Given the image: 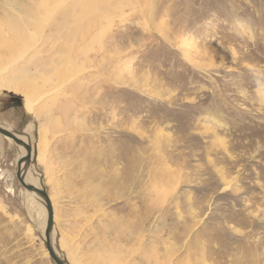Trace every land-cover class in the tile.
<instances>
[{
  "label": "rangeland",
  "instance_id": "1",
  "mask_svg": "<svg viewBox=\"0 0 264 264\" xmlns=\"http://www.w3.org/2000/svg\"><path fill=\"white\" fill-rule=\"evenodd\" d=\"M72 3L0 0V24L4 4L50 23L53 7ZM78 11L77 62L52 34L64 53L53 56L58 70L73 75L68 61L84 63L77 82L47 110L0 112V126L31 144L30 171L51 199L61 258L264 264V0H79L71 16ZM48 22L43 51L52 45L43 39ZM0 48V85L20 89L0 86L1 111L8 96L20 106L30 98L21 89L38 94L42 77L13 60L16 47ZM18 158L0 135V264H53L44 214L15 178Z\"/></svg>",
  "mask_w": 264,
  "mask_h": 264
},
{
  "label": "bare ground",
  "instance_id": "2",
  "mask_svg": "<svg viewBox=\"0 0 264 264\" xmlns=\"http://www.w3.org/2000/svg\"><path fill=\"white\" fill-rule=\"evenodd\" d=\"M64 1L65 0H61V3H63ZM78 1L79 0H73V3L71 5H68V6L63 7V8L62 7H59V8L53 7L51 10L52 11V18H51L52 20L50 21V23L48 22L50 19L49 20L46 19L45 15H43V14H38V11L36 13L33 10L26 9L25 7H22V9H24V11H25L23 13L26 14V15H24L21 11L20 6L18 7V9H14V7L11 6L10 4H8V5L4 4V7L2 8L3 12L5 11L4 12L5 13L4 20L6 21V24H5V21L2 24H0V34H3L2 33L3 30L1 27L6 26L7 33H8L7 35H8V37L10 36L11 40L9 41L8 39H6V37L1 36L0 37V45H4V48L6 50H10L13 47H16V49L18 51H16L15 53H18V55L16 57H14L13 60H15V61L16 60L19 61V59L26 60V62H24L23 64H27V66L28 65L34 66V70H35L34 73L37 74L38 77L39 76L42 77V79L39 78L40 80H42L41 81L42 84L40 86L41 90H39L38 94H36L34 91L32 94V91L30 89H21L23 92L26 93V96L30 97L27 101L22 102V105H21V108L25 113H32L35 110L37 112H40V111L47 110L50 107L54 106L56 104V101L59 98V95L63 96V93L65 94V89L72 88L74 82L75 83L77 82L78 78H77L76 74L78 73V75H79V72L85 71V67H83L84 63L83 64L81 63L82 66L80 67V65H77V63L72 65L71 62H69V61H68V65L65 66L63 69L65 71H68L69 69L74 67V71H76V72L73 75L68 74L64 71H61L60 69L58 70L57 68L62 63V61L58 60L59 61L58 62L57 59L53 58V56H56L58 54H64V53H63V51H60V49H57L55 47V45H56L55 43H52V41H54L52 38V36H53L52 34H54L56 36L57 40H62L64 42V44L70 45L71 48H73L75 45H77V43H79L78 41L79 40L81 41V39H83L85 36V31H84L85 15L84 14L81 15L82 13L80 11H78L80 13L79 15L71 16L73 7L75 6V4ZM35 15H37V19L39 18L38 21H36ZM40 21H41V23H40ZM47 22H48L47 26L50 27L51 31H48L49 34L46 35V37H43V39H44V43L50 42V43H52V45L48 51H45V50L43 51V50L37 49L38 44H43V43H39L40 37H42V34H41L42 25H40V24H42V23L45 24ZM20 44H22L21 48L19 47ZM80 48L81 47L77 46L76 48L74 47L71 52L68 51L69 52L68 54L71 53V56H69L68 60L73 59L75 62H77L78 59L80 58L78 56L80 51H81ZM21 49H24L23 51L26 52V56L24 58L21 57V53L19 52V50H21ZM78 49H79V52L77 51ZM0 51L3 52L5 50L0 48ZM8 55H12V54H8ZM30 66H29V68H30ZM29 74H31V72ZM32 74L28 76V77H31V79L34 78L32 76ZM63 74H65V76ZM52 75L59 78L60 81L59 80L57 81L54 78H52L51 77ZM37 76H36V78H37ZM36 78H34V79H36ZM80 80H81V76H80ZM0 86L4 87L3 89L15 91V92L20 90V89L16 88L15 86L5 84V83H1ZM43 99H45V101L40 103V105H37V104H39L38 102L42 101ZM34 106H37V107L34 108ZM45 133H46V131L43 132L44 135L41 138V140L43 139V141L41 143L42 148H45L46 143H47V141L45 140V135H46ZM23 135H22L21 139L23 141L27 142L26 141L27 137H25ZM5 138L8 142L13 144L11 139H9L7 137H5ZM39 143H40V141H39ZM13 145L15 147H17L15 144H13ZM17 149H18V153H19L18 159H20L22 156L25 155V153H24L23 148L17 147ZM39 158H41L40 155H39L38 159ZM29 166H30V164H29ZM26 172L27 173H26L25 178H24L25 183L37 187L36 186V179H34L33 174L30 171V167H28ZM25 192H27L30 199L33 200L37 204L38 209L44 214V219H43V223H42L43 224L42 229L44 231L45 221H46V211L44 210V205H43L42 201L34 193L28 192L26 190H25ZM49 199H50V197H49ZM50 201H51V199H50ZM51 204H52V202H51ZM53 212H54L53 213L54 214L53 221H55V211L53 210ZM53 227H52L53 231H52V236H51L52 240L54 239V235H55V229Z\"/></svg>",
  "mask_w": 264,
  "mask_h": 264
},
{
  "label": "water",
  "instance_id": "3",
  "mask_svg": "<svg viewBox=\"0 0 264 264\" xmlns=\"http://www.w3.org/2000/svg\"><path fill=\"white\" fill-rule=\"evenodd\" d=\"M0 135L11 139L13 144H15L17 147L23 148L25 155L16 162L15 178L22 189L24 188L26 191L34 193L44 205V210L46 211V221L44 227L43 247L46 249L49 258L53 264H68L66 259L61 258L59 253L53 247L51 239L53 231V210L47 192L43 188L39 189L33 185L26 184L24 181L25 175L27 173L26 171L31 160V146L29 142L21 140L22 134H18L17 132L9 130L4 126H0Z\"/></svg>",
  "mask_w": 264,
  "mask_h": 264
},
{
  "label": "flooded vegetation",
  "instance_id": "4",
  "mask_svg": "<svg viewBox=\"0 0 264 264\" xmlns=\"http://www.w3.org/2000/svg\"><path fill=\"white\" fill-rule=\"evenodd\" d=\"M3 108L0 111L1 113L3 112V114H6L7 110L13 109L18 107L20 109V103L18 101V99L16 97H12V96H8L7 98L3 99Z\"/></svg>",
  "mask_w": 264,
  "mask_h": 264
}]
</instances>
